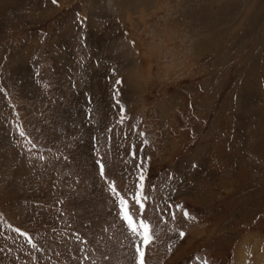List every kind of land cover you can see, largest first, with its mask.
Here are the masks:
<instances>
[{"label":"rangeland","instance_id":"1","mask_svg":"<svg viewBox=\"0 0 264 264\" xmlns=\"http://www.w3.org/2000/svg\"><path fill=\"white\" fill-rule=\"evenodd\" d=\"M138 246L264 264V0H0V264Z\"/></svg>","mask_w":264,"mask_h":264},{"label":"snow or ice","instance_id":"2","mask_svg":"<svg viewBox=\"0 0 264 264\" xmlns=\"http://www.w3.org/2000/svg\"><path fill=\"white\" fill-rule=\"evenodd\" d=\"M52 2L53 4H56L58 0H52ZM101 174H103V172ZM140 179L143 180V176H141ZM138 188H142V185H138ZM110 189L118 199L121 219L126 222V225L129 231L133 235L140 236L145 246L151 243L153 236L151 234V229H150L149 224L144 220H140L138 225L134 223L133 214L129 206V201L125 199L124 197H122L120 193L116 191V188L114 185H110ZM143 199L145 198L142 196L140 192H137L132 197V200L135 202V205L139 206V210L141 212H143L144 210V205L142 203ZM185 215H187V213H185ZM183 235L184 234L181 233V236ZM136 252L138 253V264H143V260H142L143 251L139 246L136 248Z\"/></svg>","mask_w":264,"mask_h":264},{"label":"crops","instance_id":"3","mask_svg":"<svg viewBox=\"0 0 264 264\" xmlns=\"http://www.w3.org/2000/svg\"><path fill=\"white\" fill-rule=\"evenodd\" d=\"M203 145H206V144H203ZM203 145H199V146H197V150H198V148L199 147H202ZM209 146V145H208ZM196 150V151H197ZM196 151H194V152H196ZM194 152L193 153H191V154H189V155H187V157H189L190 159L191 158H193V157H195V155H196V153H195V155H194ZM208 152V151H207ZM200 157V156H199ZM201 159V158H200ZM207 160H208V157H207ZM198 163V162H197ZM200 164H203V162H200ZM259 164V163H258ZM204 165V164H203ZM256 169H258L259 170V167H258V165H256ZM236 177V176H235ZM238 180H239V175H238V178H237ZM228 188V189H227ZM231 190V189H234L233 187H231L230 185H229V183H228V185L224 188V190ZM204 194V193H203ZM202 195V194H201ZM204 195H208V193H206V194H204ZM199 198H201V196H199ZM203 200V199H202ZM192 230V229H191ZM256 246V245H255ZM264 248V247H263ZM243 257L241 256V257H239L238 258V261L240 262V264H242L243 263Z\"/></svg>","mask_w":264,"mask_h":264},{"label":"bare ground","instance_id":"4","mask_svg":"<svg viewBox=\"0 0 264 264\" xmlns=\"http://www.w3.org/2000/svg\"><path fill=\"white\" fill-rule=\"evenodd\" d=\"M230 186H232V184H230ZM234 186V185H233Z\"/></svg>","mask_w":264,"mask_h":264}]
</instances>
